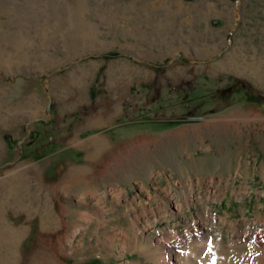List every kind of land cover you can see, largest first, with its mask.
I'll list each match as a JSON object with an SVG mask.
<instances>
[{"label": "rangeland", "instance_id": "rangeland-1", "mask_svg": "<svg viewBox=\"0 0 264 264\" xmlns=\"http://www.w3.org/2000/svg\"><path fill=\"white\" fill-rule=\"evenodd\" d=\"M193 221L264 264V0H0V264L184 263Z\"/></svg>", "mask_w": 264, "mask_h": 264}, {"label": "bare ground", "instance_id": "bare-ground-1", "mask_svg": "<svg viewBox=\"0 0 264 264\" xmlns=\"http://www.w3.org/2000/svg\"><path fill=\"white\" fill-rule=\"evenodd\" d=\"M206 215L210 217L211 215H213V213L208 210ZM194 230H196L197 233L196 232L194 233ZM251 236H252V239L255 241L256 240L255 235H251ZM212 240L213 239H212L211 234L208 233V231L205 232L204 227L199 226L197 221H193L192 225L189 226L187 229H185L182 232V234L177 235L176 242L174 243L175 245L172 244L173 246L176 247V250L179 251V254L180 255L182 254L185 257L187 262L183 263L179 259H173L174 254H169V255L166 254L168 255V258L165 257L164 264H216L218 261V258L214 257L211 254H208L206 257L198 261H197V258H193L191 256V253H194L197 250L201 249L200 252H202L203 249L206 248L207 245L213 242ZM198 245H200L201 247H198ZM257 247H260V246H257ZM254 264H262L261 256L259 259L255 261Z\"/></svg>", "mask_w": 264, "mask_h": 264}, {"label": "water", "instance_id": "water-1", "mask_svg": "<svg viewBox=\"0 0 264 264\" xmlns=\"http://www.w3.org/2000/svg\"><path fill=\"white\" fill-rule=\"evenodd\" d=\"M51 110H50V106L48 107V112H50ZM40 119H42V118H36V119H34V120H32V121H36V120H40ZM19 145L21 146V142L19 143ZM21 152H22V150H21Z\"/></svg>", "mask_w": 264, "mask_h": 264}, {"label": "flooded vegetation", "instance_id": "flooded-vegetation-1", "mask_svg": "<svg viewBox=\"0 0 264 264\" xmlns=\"http://www.w3.org/2000/svg\"><path fill=\"white\" fill-rule=\"evenodd\" d=\"M231 37V36H230Z\"/></svg>", "mask_w": 264, "mask_h": 264}]
</instances>
